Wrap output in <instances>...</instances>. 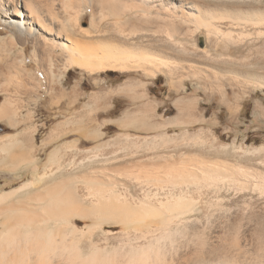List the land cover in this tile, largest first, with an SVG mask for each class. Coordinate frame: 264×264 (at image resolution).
Segmentation results:
<instances>
[{"label": "bare ground", "instance_id": "bare-ground-1", "mask_svg": "<svg viewBox=\"0 0 264 264\" xmlns=\"http://www.w3.org/2000/svg\"><path fill=\"white\" fill-rule=\"evenodd\" d=\"M0 28V122L17 128L33 81L53 91L74 68L187 73L179 60L190 57L175 48L188 53L185 40L202 30L214 43L264 38V0H0ZM23 138H0V171L10 175L0 187V264H264V181L219 169L115 170L99 154L54 153L40 166ZM22 169L32 180L13 188ZM231 191L240 196L226 200Z\"/></svg>", "mask_w": 264, "mask_h": 264}, {"label": "rangeland", "instance_id": "rangeland-1", "mask_svg": "<svg viewBox=\"0 0 264 264\" xmlns=\"http://www.w3.org/2000/svg\"><path fill=\"white\" fill-rule=\"evenodd\" d=\"M207 37L202 30L187 44L183 41L188 53L181 54L182 44L175 48L178 56L190 57L192 68L176 59L190 69L187 73L178 67L180 74L150 78L142 71L90 74L74 68L53 91L33 89L35 80L19 105V126L1 121L0 138L24 136L40 166L54 153L77 158L99 154L112 158L104 166L115 170L137 167L163 176L171 170L219 169L241 180L264 181V38L214 43ZM153 44L167 48L162 41ZM32 52L27 51V58ZM11 81L17 86L16 79ZM9 177L0 171V187ZM19 177L13 188L32 180L23 169ZM239 196L231 191L226 200ZM246 197L257 204L263 200L257 193Z\"/></svg>", "mask_w": 264, "mask_h": 264}, {"label": "water", "instance_id": "water-1", "mask_svg": "<svg viewBox=\"0 0 264 264\" xmlns=\"http://www.w3.org/2000/svg\"><path fill=\"white\" fill-rule=\"evenodd\" d=\"M206 46L205 44V38L204 37H200V47L204 48Z\"/></svg>", "mask_w": 264, "mask_h": 264}]
</instances>
